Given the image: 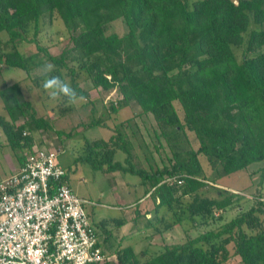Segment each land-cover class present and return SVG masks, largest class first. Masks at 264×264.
Masks as SVG:
<instances>
[{
  "label": "trees",
  "instance_id": "16d2710c",
  "mask_svg": "<svg viewBox=\"0 0 264 264\" xmlns=\"http://www.w3.org/2000/svg\"><path fill=\"white\" fill-rule=\"evenodd\" d=\"M55 16L70 43L58 55L37 39L43 19ZM117 23L126 27L122 34ZM24 41L34 43L36 51L24 54L19 49ZM49 63L54 66L50 75L63 80L62 69H68L71 86L85 98L87 91L75 81L78 71L95 87L115 88L121 97L109 105L114 114L130 102L152 114L160 129L157 136L165 138L174 160L150 171L133 165L132 143L121 120L108 140L86 141L98 156L83 159L92 168L139 176L146 187L143 196L153 199L155 211L178 205L188 194L191 215L213 218L216 211L221 218L219 212L240 204L241 191L218 189V198L200 195L199 189L213 180L206 178L200 158L217 177L264 162V0H0V69L5 65L30 75ZM42 78L44 73L34 80ZM0 99L8 116L0 115V128L8 144L20 150L21 164L23 152L35 145L31 133L52 126L23 98L19 83L1 87ZM20 117L22 123L17 122ZM187 132L197 139L196 149ZM116 150L126 154L127 167L113 159ZM259 175L264 176V163ZM261 198L252 195L255 204L229 221L195 236L187 234L184 242L164 245L145 259L140 255L146 251L110 243L104 251L111 260L88 264H225L232 255L239 257V264H264ZM140 199L134 203V219L149 213L138 205ZM110 221L117 227L125 222L123 217L105 219Z\"/></svg>",
  "mask_w": 264,
  "mask_h": 264
},
{
  "label": "rangeland",
  "instance_id": "374dc122",
  "mask_svg": "<svg viewBox=\"0 0 264 264\" xmlns=\"http://www.w3.org/2000/svg\"><path fill=\"white\" fill-rule=\"evenodd\" d=\"M191 1L188 0L189 4H191ZM125 28L122 23H117L119 33L122 34ZM32 32V29L28 31V37L32 36ZM37 39L53 55H58L66 45L70 44L69 34L62 21L56 16L43 19ZM19 49L24 54L36 51L34 43L28 41L22 42ZM236 53L240 57L241 49H237ZM68 64L76 68L75 62H68ZM62 70L64 80L71 85V77L67 73L68 69L64 68ZM42 73L43 69L41 68L27 75L22 69L7 68L2 65V69H0V88L15 82L19 83L23 98L32 103L38 116L44 117L51 124V129H40L31 133L34 144L49 148L53 147L58 150L57 158L68 171L70 187L78 196L92 202L85 205L88 215L91 213V216H94L100 213V215L107 217L119 213L117 217H125V211L123 213L115 209H119L118 207L124 201L135 202L138 198L143 197L146 187L141 184V179L137 175L123 171L106 172L92 168L91 164L83 159L90 157L92 160H96L98 156L91 152L86 141L108 140L114 133L118 121L124 120V132L132 143L130 162L136 167H142L149 171L154 169L155 166L163 168L164 166H170L174 160L165 138L160 135L157 136L160 133L157 122L152 114L141 112L140 106L135 102L123 106L117 114L112 113L109 105L120 99V93L115 88L103 90L100 87L93 86L86 74L80 71H78L75 81L82 90L87 91L86 102L70 105L63 98L53 100L50 98L49 93L42 88V82L45 78L40 79L38 82L34 80L36 76ZM175 105L181 116L179 105L177 103ZM0 115L8 118L1 99ZM127 119L129 120L127 121ZM23 120L24 118L20 117L17 122L22 123ZM95 122H99V124H95ZM60 130L64 131V134L58 135L56 131ZM67 133L70 134L69 137L65 136ZM187 134L190 146L196 149L198 147L197 139L192 132H187ZM19 153L20 150L13 149L8 144L0 128V179L13 173L19 167ZM125 156L124 152L116 150L113 159L120 161L127 167L128 163L124 162ZM200 161L206 178H213V180L208 179V183L206 182L207 184L199 189L200 195L218 198V189H226L228 193L241 191L237 193L241 198L240 204H234L225 211L219 212L222 215L221 218L217 217L216 211L213 218H207L190 214L188 207L192 200V194L183 196L180 203L172 208L162 206L156 211L154 204L152 205L151 200L153 199L149 197L146 201V204L149 203L150 207L149 216L147 215V217L143 213L145 217L136 218V222L126 221L127 226L125 225L122 230L126 233L134 228L126 236V240L130 241L134 237L132 234L136 232L135 236L137 238L132 241L134 243L132 247L136 253L146 251L140 255L142 259L157 253L164 245L184 242L187 234L195 236L204 230L216 228L229 221L238 213L255 204V200L250 198L252 195L261 194L264 201V176L261 179L259 175L263 161H256L242 170L222 177L212 174L205 158L201 157ZM150 165H152V168ZM166 181H173V179L167 178ZM129 211L130 214H126L131 217L132 210ZM261 217L264 219L263 216ZM177 219H180V221L177 222ZM89 220L91 222L90 216ZM170 222L174 224L167 226V223ZM135 223L140 225L137 229L134 227ZM92 225L95 228L97 227L95 223ZM139 230H141L140 236ZM122 244H126V242ZM228 248L230 252H233V244H229ZM225 264H239V257L232 255Z\"/></svg>",
  "mask_w": 264,
  "mask_h": 264
},
{
  "label": "built area",
  "instance_id": "2783aa9c",
  "mask_svg": "<svg viewBox=\"0 0 264 264\" xmlns=\"http://www.w3.org/2000/svg\"><path fill=\"white\" fill-rule=\"evenodd\" d=\"M23 155L19 167L0 179V264L111 260L85 208L92 202L70 187L58 150L33 145Z\"/></svg>",
  "mask_w": 264,
  "mask_h": 264
},
{
  "label": "crops",
  "instance_id": "0c3cea01",
  "mask_svg": "<svg viewBox=\"0 0 264 264\" xmlns=\"http://www.w3.org/2000/svg\"><path fill=\"white\" fill-rule=\"evenodd\" d=\"M21 154V153H20ZM19 164H20V162H19ZM19 164H18V166H19ZM17 166V167H18ZM17 169V168H16ZM15 169V170H16ZM67 178H68V180H69V176H68V174H67ZM131 186V185H130ZM132 187V186H131ZM136 188V187H135ZM116 197H117V195H115ZM263 196V195H262ZM119 198V197H118ZM137 199V198H136ZM135 199V200H136ZM147 199H148V196H143V197H141V199H140V201H139V204L138 205H140V208L141 207H145L144 209H147L149 212H150V210H149V203H147L146 204V201H147ZM116 200H120V199H116ZM122 201H123V199H122ZM152 201V205L154 204V202H153V200H151ZM134 203L135 202H126V201H124V202H122L121 204H120V207H118L119 209H115V210H119V211H122L123 213H124V211H125V217H123L124 218V224H122L121 226H119V227H117L115 224H113L111 221L110 222H105V219H112V218H115V217H117V215L119 214H117V215H115V216H103V215H100V213H97L96 215H94V216H91V213H89V216H90V219H91V223L93 224V223H95L96 224V228H97V233H98V241L100 242V246H101V248L104 250L107 246H109L110 245V243H111V245H113L112 244V242H114V243H117L118 244V248H120L121 246H126V245H133L134 243H132V241L134 240V239H136L137 238V236H135V234H136V232H134L132 235L134 236L130 241L129 240H126L127 239V235H129L130 234V232L131 231H133L134 230V228H132L131 230H129L128 232H123L122 230H123V227H125V225L127 226V222L126 221H129L130 223L133 221H135L136 219H134V211H133V209H135V207L137 206V205H134ZM122 205H125V206H127V207H123ZM101 206H103V205H101ZM111 208V207H110ZM128 208H129V210L131 209L132 210V216L131 217H129L130 215H127L126 213H128V214H130V211L128 210ZM142 212H144L143 210H142ZM149 216V213H147V214H145V216ZM143 216V215H142ZM145 216H143V217H145ZM147 216V217H148ZM118 217H120V216H118ZM137 221V220H136ZM135 221V222H136ZM136 224V223H135ZM140 225H134V227L137 229V227H139ZM139 232V236H140V232H141V230H139L138 231ZM122 233H125V234H122ZM124 235V237H123V240L121 239V237ZM132 237V236H131ZM126 242V244H120V243H125ZM115 248V247H114ZM107 250V249H106Z\"/></svg>",
  "mask_w": 264,
  "mask_h": 264
},
{
  "label": "clouds",
  "instance_id": "9594fccd",
  "mask_svg": "<svg viewBox=\"0 0 264 264\" xmlns=\"http://www.w3.org/2000/svg\"><path fill=\"white\" fill-rule=\"evenodd\" d=\"M53 68L54 66L50 63L46 64L43 68L45 79L42 82V88L49 93L50 98L53 100L63 98L70 105H76L77 103H85L86 98L83 95H80L70 85V83L61 79V77L58 75H50V73H52L53 71Z\"/></svg>",
  "mask_w": 264,
  "mask_h": 264
}]
</instances>
